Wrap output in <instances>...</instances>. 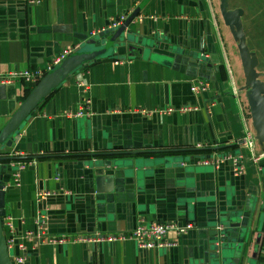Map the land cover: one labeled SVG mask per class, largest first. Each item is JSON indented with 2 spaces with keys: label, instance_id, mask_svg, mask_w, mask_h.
I'll return each mask as SVG.
<instances>
[{
  "label": "crops",
  "instance_id": "crops-1",
  "mask_svg": "<svg viewBox=\"0 0 264 264\" xmlns=\"http://www.w3.org/2000/svg\"><path fill=\"white\" fill-rule=\"evenodd\" d=\"M237 7L245 10L247 43L264 69V5ZM120 15L126 34L169 35L185 53L176 58L126 48L86 62L10 135L6 128L35 87L22 79L9 84L0 95V155L35 161L21 171L19 185L10 168L7 174L5 218H13L16 241L25 246L10 250L24 264H235V249L224 257L207 250L209 231L235 218L247 224L240 264H264V158L255 162L241 147V174L231 163L198 162L238 149L233 145L247 127L257 152L264 151L245 109L236 41L217 0H0V73L46 67L68 48L71 54L94 49L86 41ZM199 79L209 87L193 92ZM81 105L92 115L69 116ZM115 152L123 154L98 155ZM101 160L117 164L90 166ZM108 171L114 189L97 191L94 177ZM46 191L55 194L42 197ZM167 221L196 226L171 233L176 244L169 248L141 249L128 237L141 223ZM40 226L43 236L31 234ZM97 233L127 237L74 238Z\"/></svg>",
  "mask_w": 264,
  "mask_h": 264
},
{
  "label": "water",
  "instance_id": "water-1",
  "mask_svg": "<svg viewBox=\"0 0 264 264\" xmlns=\"http://www.w3.org/2000/svg\"><path fill=\"white\" fill-rule=\"evenodd\" d=\"M220 12L225 24L238 44L239 54L246 77V83L242 87L246 91L248 105L250 107L251 117L254 128L257 133V139L264 141V72L258 70L259 59L254 51H252L247 43V36L244 30L243 16L245 10L242 7L230 8V0H220ZM107 36H110L106 40ZM175 41H172L169 35L153 34L150 38H136L130 33L126 34V26L121 25L116 29H106L101 31L95 37L86 41V45L94 49L85 48L83 51L72 53L67 56L58 66L48 72L35 86L31 93L25 98L22 105L15 112L11 119V123L6 128L5 133L16 134L21 130L23 125L39 108L41 103L47 99L60 85L69 80L72 74L81 69L84 63L95 61L100 56L119 53L122 49L129 48L131 52L136 49L139 54H165L166 56L180 57L184 55L185 50L178 49ZM180 45V44H178ZM9 84H0V95L5 97ZM14 138V137H13ZM7 142L9 147L13 146L14 139ZM128 155L150 154L149 152L129 151ZM115 152L108 155H120ZM107 155V156H108ZM12 158L11 156L0 155V264H15L13 257L15 256L8 247L5 217L6 209V185L7 174L9 171L8 164L4 161ZM113 164H117L116 160H101L90 166L98 168H110ZM115 175L108 171L106 175H97L94 177L96 190L101 191L103 185H109L111 190L115 187ZM109 190V191H111ZM195 225V223H194ZM196 226V225H195ZM217 228L209 231L208 249L210 256L224 257V253L231 252L235 249V264L241 263L242 254H245V237L247 233V224L245 222H236L235 218H231L226 227Z\"/></svg>",
  "mask_w": 264,
  "mask_h": 264
},
{
  "label": "built area",
  "instance_id": "built-area-1",
  "mask_svg": "<svg viewBox=\"0 0 264 264\" xmlns=\"http://www.w3.org/2000/svg\"><path fill=\"white\" fill-rule=\"evenodd\" d=\"M33 2V1H31ZM126 19L125 15H120L111 22L109 28L116 29L120 27ZM101 32V31H100ZM100 32H94L93 36L95 37ZM73 51L72 48H68L57 55L46 67H38L34 69H26V70H15L8 73H0V84H12L17 79H22L29 84L38 83L48 72L52 71L56 66H58L67 56L71 54ZM209 87V84L206 80L199 79L192 85L193 92L204 91ZM88 103V102H86ZM189 109V108H184ZM168 111H173L172 108L168 109ZM92 115V112L88 106L81 105L77 112L69 114L71 117L82 118L89 117ZM238 149H229L225 153L219 154L217 152H213L211 156L204 157L199 159L198 162L200 165H212L215 168H219L225 162L231 163L233 167V171L236 174H241L245 169V156L241 151V147L246 149L250 157L253 161L258 162L262 158H264V151L258 153L256 150V135L253 130L249 127L246 128V134L243 140L239 143H234ZM14 155V154H13ZM34 160H12L8 162V167L13 171V179L16 184L19 185V177L21 171H23L28 164H34ZM55 192L46 191L41 194L42 197H49L54 195ZM6 220V218H5ZM40 221V220H39ZM41 222V221H40ZM194 228L193 223L180 224L175 221H167L163 223H141L139 224L129 235L131 239H135L141 249H151V248H169L176 244L173 239L169 238L171 233H175L178 235L185 234L189 230ZM5 231L7 237V243L9 249L14 248L16 245L20 250H25V246L21 242L16 241V228L14 225L13 218H9L5 221ZM44 230L40 226L39 229L34 233L37 234L38 237L43 236ZM30 236V235H29ZM27 236V237H29ZM26 237V238H27ZM126 234H103L97 233L95 236H77L78 240H87V241H109L113 242L117 239L126 238ZM65 238L56 239L54 237L51 238L53 242H62L65 241ZM15 264H24L25 258L24 256H15L13 259Z\"/></svg>",
  "mask_w": 264,
  "mask_h": 264
},
{
  "label": "trees",
  "instance_id": "trees-1",
  "mask_svg": "<svg viewBox=\"0 0 264 264\" xmlns=\"http://www.w3.org/2000/svg\"><path fill=\"white\" fill-rule=\"evenodd\" d=\"M258 4L259 5H264V0H258ZM255 5H257V0H230V7L232 8H235V7H237V6H244V7H247L249 10H251ZM247 28L245 27V31H247L246 30ZM37 85V83L36 84H34L33 86H32V88H34L35 86ZM33 90V89H32ZM32 90H28V95L31 93V91ZM27 95V96H28ZM26 96V97H27ZM46 100V99H45ZM44 100V101H45ZM43 101V102H44ZM42 102V103H43ZM247 114H248V116L250 117L251 115L247 112ZM232 145H229V146H227L228 147V149L231 147ZM233 146H236V145H233ZM198 150V149H197ZM193 152V151H192ZM123 153H121L120 155H122ZM98 155H100V157H106L108 154H98ZM108 156H111V155H108ZM114 156H119V155H114ZM15 159H18V158H16V157H12V158H10L9 160H5L4 162L5 163H8V162H10V161H12V160H15ZM19 159H21V160H25L26 161V159L25 158H19Z\"/></svg>",
  "mask_w": 264,
  "mask_h": 264
},
{
  "label": "rangeland",
  "instance_id": "rangeland-1",
  "mask_svg": "<svg viewBox=\"0 0 264 264\" xmlns=\"http://www.w3.org/2000/svg\"><path fill=\"white\" fill-rule=\"evenodd\" d=\"M217 2H218V4L220 3L219 2V0H217ZM237 42H235V45H234V53L236 54V56H237V58H240V55H239V49H238V46H237V44H236ZM258 70L260 71V72H263L264 71V69H262V68H258ZM245 74H244V71H243V67H242V65H241V79L239 80L240 81V83H242V84H244L245 83ZM262 79L264 80V77H262ZM244 104H245V109H246V111L250 114V107H249V105H248V102H247V99H246V97L244 98ZM251 117V116H250ZM245 134H246V129H245ZM245 134H244V136H245ZM205 166H207V165H205Z\"/></svg>",
  "mask_w": 264,
  "mask_h": 264
}]
</instances>
